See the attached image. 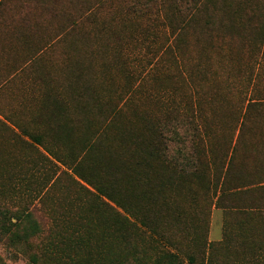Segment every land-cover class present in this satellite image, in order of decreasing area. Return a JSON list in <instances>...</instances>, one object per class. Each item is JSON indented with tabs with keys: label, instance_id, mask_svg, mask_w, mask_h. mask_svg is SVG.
<instances>
[{
	"label": "rangeland",
	"instance_id": "rangeland-1",
	"mask_svg": "<svg viewBox=\"0 0 264 264\" xmlns=\"http://www.w3.org/2000/svg\"><path fill=\"white\" fill-rule=\"evenodd\" d=\"M130 2L108 0L102 12L91 9L89 13L77 15V19H68L66 29L59 27L63 22L54 20L49 28L33 31L35 38L25 39V44L33 43V46L19 49L41 50L35 51L37 56L33 61H29V56L33 55L29 50L9 55L5 73L17 66L23 68L17 78L11 77L4 85L0 115L10 118L18 127L43 135L50 149L70 156L82 151L89 136L108 124L111 116L119 114L117 119L122 122L147 115L154 124L160 117L174 115L165 112L170 111V104L177 106L175 115L179 118L191 112L199 128L195 155L200 159L180 160V165L196 161L203 179L184 191L185 198L180 205L187 223H180L170 231L169 243L167 240L164 243L167 250L173 252H176L175 247L170 244H178L184 264H189L190 255L195 259L194 264H252L254 251L250 249L254 244L245 242L264 239V190L236 197L232 196V191H226V196L216 203L223 192L228 169L232 171L229 175L232 186L243 180H264V125L257 127L254 136L248 132L240 143L236 131L241 106H246L253 88L257 90L253 93L255 98L264 97V0L256 22H248V18L243 20L242 16L234 14L213 16L206 19L212 23L210 28L205 26L206 20H202L191 34L183 37L182 44L170 48L165 47L166 38L163 44L137 41L135 13L130 11ZM71 35H75L74 41ZM59 41L60 46L71 50L58 51L55 45ZM43 44L48 45L42 47ZM54 96L69 99V106L75 110H70L66 117L55 116L50 100L45 107L46 97L52 99ZM199 110L209 125L199 123ZM175 129L180 136L171 144L169 142L171 148L174 152L181 148L188 152L191 143L185 135L194 134L195 128L179 125ZM49 130L59 131L57 134ZM61 130L74 131L72 143L62 144L67 139ZM12 136L10 133L0 135V172L6 178L13 171L18 172L21 178L33 183L32 188L41 189L48 179H54L56 169L50 166V170L46 160H41L34 151L22 145L13 146ZM107 145L100 149L105 151ZM39 150L45 153L43 148ZM72 161L66 160L71 166ZM53 162L60 172L73 175L68 164ZM188 171L191 173L192 168ZM25 186L26 183L21 186V192ZM12 188L0 190V208L8 213L6 226L13 230L22 228L18 229L20 237L15 240L12 233L1 235L0 259L6 264H28L32 255H41L44 250L49 228L53 225L51 212L62 213L69 209L75 212L85 204L72 201L78 190L66 177L44 198L41 206L34 197L30 200L26 194ZM194 196L198 199L196 205L192 204ZM34 209L39 211L32 220H27V214ZM194 209L196 216L203 220L197 232L204 234L207 228V248L201 246L203 241L199 238L192 243ZM39 228L41 232L33 236ZM152 243L147 245L148 255L159 257L156 242ZM258 247L264 249V243L255 248ZM246 254L250 256L244 257Z\"/></svg>",
	"mask_w": 264,
	"mask_h": 264
},
{
	"label": "trees",
	"instance_id": "trees-1",
	"mask_svg": "<svg viewBox=\"0 0 264 264\" xmlns=\"http://www.w3.org/2000/svg\"><path fill=\"white\" fill-rule=\"evenodd\" d=\"M131 1L130 11L135 13L137 41L143 44L153 45L159 42L163 44L166 38L165 47L168 48L182 44L183 37L191 34L190 31L195 30L202 20L212 19L213 16L221 14L226 16L234 14L242 16L243 20L248 18V22L252 20L256 22L262 9V0ZM107 2L108 0H0V96L3 95L7 80L22 73L23 67L19 66L13 68L12 72L5 73L9 55L14 56L20 53V50H29V53L33 54L29 56V61H33L37 56L35 51L41 50L19 49L22 46H33V43L25 44L26 38H35L33 31L49 28L54 20L63 22L59 27L66 29L68 19L72 17L77 19V15L89 13L91 9L102 12ZM89 18L93 20V17ZM211 24L210 20H206V27L210 28ZM75 35H71L73 41ZM60 41L55 48L57 47L58 51L63 48L62 51L69 52L68 48L60 46ZM46 45L48 44H43L42 47ZM256 91L253 88V93ZM253 93L250 99H247L246 106H241L240 117L236 121L239 143L245 140L248 132H252L254 136L253 132L257 127L264 125V97L255 98ZM48 100L53 103L55 116L61 114L60 117H66L69 116L70 110H75V107L71 109L69 99L65 97L62 99L56 96L52 99L46 97L45 107ZM168 108L170 111L165 112L174 115L171 117L168 115L170 119L168 116L160 117L154 124L147 115L135 116V119L122 122L117 119L119 114L113 118L111 116L108 124L89 136L82 151L78 150V154L72 153L70 156L50 149L43 135L32 133L22 126L18 127L10 118L0 115V135L12 134L10 143L14 144L13 146L22 145L21 147L34 151L41 160H46L50 170H52L50 166H53L57 173L53 180L48 179L39 189L32 188L33 183L21 178L18 172L13 171L7 178L0 172L2 175L0 190L13 187L12 190L26 194L30 200L34 197L33 200L38 201L41 206L44 198L51 194L62 178L66 177L78 190L76 199L72 201L85 204V207L76 208L75 212H69L71 209L62 213L51 212L53 225L49 228L44 250L41 255H32L28 264H184L179 256L181 252L178 244H170L171 247H175L176 252H173L167 250L168 246L164 242L166 240L168 242L170 231L178 228L180 223H187L185 212L180 205L185 198L184 191L187 187L192 188L194 182L203 179L196 161H186L180 165V160L200 159L195 155L198 148L196 142L200 136L191 112L179 118V115H175L177 110L175 104H170ZM81 110L85 112L82 107ZM198 120L204 126L209 125L202 110L198 111ZM104 124L105 120L102 125ZM179 125L195 128L194 134L188 132L190 134L185 135L187 141L191 143L188 152L182 151L183 148L174 152L170 146L171 142L180 136L175 129ZM49 131L58 134L59 130ZM72 132L74 131L61 130L67 139L63 140L62 144L73 142ZM171 133L174 138L171 137ZM102 145H107L108 148L105 151L101 150ZM38 147L43 148L45 153H41ZM237 147L238 143L235 151ZM53 160H57L63 166H67L66 160H73L72 166L68 164L73 175L60 172ZM188 168H192L191 173ZM231 172L228 169L222 184L223 192L216 204L226 196V191H232V196L236 197L242 193L264 190V186H261L264 180L257 182L243 180L235 186L229 185ZM188 174L190 175L187 178ZM24 183L26 186L21 192L20 188ZM225 185L227 189H223ZM167 188L169 189L166 190ZM34 193L37 195L34 196ZM197 202V196H194L192 204L196 205ZM194 210L191 219L195 231L191 234L192 243L195 244L199 238L203 241L201 246L207 248L209 243L207 228L204 234L197 232L203 220L196 216V209ZM36 211L39 210L30 211L26 216L27 220H32ZM8 219V213L0 208V240L5 232L12 233L14 240L20 237L21 232L18 229L22 227L13 230L6 226ZM40 232L39 228L33 236ZM153 241L159 249V257L148 255L147 245H152ZM188 263H195L193 256L190 255ZM0 264L6 263L0 259Z\"/></svg>",
	"mask_w": 264,
	"mask_h": 264
},
{
	"label": "crops",
	"instance_id": "crops-1",
	"mask_svg": "<svg viewBox=\"0 0 264 264\" xmlns=\"http://www.w3.org/2000/svg\"><path fill=\"white\" fill-rule=\"evenodd\" d=\"M71 49L68 48L67 51H70ZM224 239V234H222L221 236H219V240H223ZM252 239V238H250ZM250 241V242H249ZM247 240V242H245L246 244L248 245H251L250 243H253L254 247H252L250 249V251H254V254L253 256L251 257V259L253 260V263L252 264H264V249L263 248H255L257 246H260L262 245V243H264V239H254V240ZM263 250V251H262ZM250 255L246 254L244 257H248ZM263 262V263H262Z\"/></svg>",
	"mask_w": 264,
	"mask_h": 264
}]
</instances>
